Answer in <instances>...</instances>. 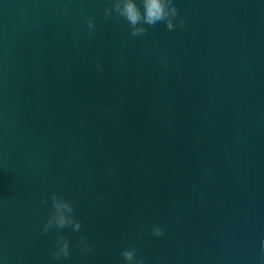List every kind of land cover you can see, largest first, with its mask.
Wrapping results in <instances>:
<instances>
[{
	"label": "water",
	"instance_id": "95a60500",
	"mask_svg": "<svg viewBox=\"0 0 264 264\" xmlns=\"http://www.w3.org/2000/svg\"><path fill=\"white\" fill-rule=\"evenodd\" d=\"M175 5L132 37L109 0H0V264H264V0ZM52 191L79 233H41Z\"/></svg>",
	"mask_w": 264,
	"mask_h": 264
},
{
	"label": "clouds",
	"instance_id": "9594fccd",
	"mask_svg": "<svg viewBox=\"0 0 264 264\" xmlns=\"http://www.w3.org/2000/svg\"><path fill=\"white\" fill-rule=\"evenodd\" d=\"M104 18L109 19L113 15L123 18L129 26V34L132 37L146 35L149 27H153L159 23L165 24L168 32L175 31L177 27L185 30L186 24L180 17L179 10L175 5V0H109V6L104 9ZM87 26V34L93 35L96 29L95 21L92 17L85 18ZM167 65V58H163ZM98 71H103L101 66L97 65ZM103 199V197H102ZM51 201V212L43 223L41 233L47 235L55 229H65L70 227L73 232L79 233L81 230V222L76 218L74 202L58 195L56 191H52L48 196L41 197V204L47 205ZM151 235L155 239L164 236V230L159 224H154L151 228ZM77 247L83 254L93 251L87 237L81 235ZM71 255L70 242L67 236L61 231L56 232L55 247L51 253L54 261H60L62 258L67 260ZM120 256L124 264H145L144 259L138 253L137 248L132 242L126 241L124 248L120 252Z\"/></svg>",
	"mask_w": 264,
	"mask_h": 264
}]
</instances>
